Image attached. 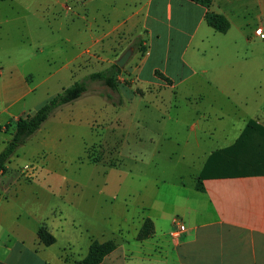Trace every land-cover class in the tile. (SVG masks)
<instances>
[{"label":"crops","instance_id":"1","mask_svg":"<svg viewBox=\"0 0 264 264\" xmlns=\"http://www.w3.org/2000/svg\"><path fill=\"white\" fill-rule=\"evenodd\" d=\"M91 1L98 9L74 14L73 23L88 22L84 31L91 36L94 28L107 36L122 29L143 44L137 82L152 88L148 96L156 101L135 108V134L125 145L154 146L160 155L162 142L171 144L170 158L178 157L184 169L175 181L156 178L149 189L146 183L126 192L123 201L117 193L112 198L110 187L93 188L91 195L87 187L60 190L72 212L52 222L43 211L25 219L15 212L27 189L0 188V264H75L68 256L84 259L93 240L117 245L100 264H264V39L257 35L264 29V0H214L211 10L230 22L226 33L210 27L207 9L191 0ZM2 14L0 24L10 26L14 17ZM24 76L11 73L6 93ZM123 89L129 99L144 95ZM155 122L168 131L156 130ZM84 204L91 207L87 217ZM147 219L153 233L141 240ZM176 221L187 228L178 240L170 235ZM47 222L56 239L48 246L38 236Z\"/></svg>","mask_w":264,"mask_h":264},{"label":"rangeland","instance_id":"2","mask_svg":"<svg viewBox=\"0 0 264 264\" xmlns=\"http://www.w3.org/2000/svg\"><path fill=\"white\" fill-rule=\"evenodd\" d=\"M91 2H0V13L14 17L10 26L0 24V127L4 129L10 121L14 124L19 117L35 113L76 82H85L87 86L85 95L56 110L41 129L28 138L7 164L8 171L0 175L1 189L11 192L27 189L25 200L15 206V212H20L22 219L26 218V214L35 212L33 215H36L38 211H43L45 218L51 219V222L61 218L63 212L70 215L71 206L59 200L60 190L69 193L87 187L88 195H91L93 188L110 187L112 198H116L117 193L123 201L127 197L126 192H135L132 190L146 183L149 189L156 178L175 181L178 172L184 169L182 162L178 163V157L170 158L176 149L171 144L162 142L160 155L154 146L142 148L135 142V146L125 145V140L132 139L135 134V110L156 101L148 96L153 89L141 87L137 82V58H141L143 44L140 37L126 35L122 29L107 36L101 28H94L91 36L84 31L88 22L73 23L74 14L87 15L88 10L92 14V10L98 9L100 3ZM111 20L113 24L117 23L114 18ZM128 50H132V55L118 78L121 93L112 92L103 83L88 78L90 74L108 69ZM65 65H69V69ZM11 73L25 76L6 93L4 88ZM127 85L131 91L141 90L144 95L129 99L123 89ZM26 89L31 90L26 98H12L13 94L18 96ZM120 97L124 104L114 106L112 101ZM155 128L168 131L163 122L156 123ZM3 129H0V152L10 141L14 126L7 131ZM126 129L130 134L127 137L124 133ZM129 142L133 144L131 140ZM141 153L145 155V160L140 161L142 158L138 156L135 161L134 157ZM126 181L127 191H120L125 188L121 185ZM130 199L131 205L140 202L134 193ZM84 205V216L87 217L91 214L88 210L91 207ZM48 224L42 226L51 234ZM64 226L70 227L68 223ZM82 230H79L78 236L87 242L88 235L85 237ZM68 257L73 258L75 264L83 260L71 254Z\"/></svg>","mask_w":264,"mask_h":264},{"label":"trees","instance_id":"3","mask_svg":"<svg viewBox=\"0 0 264 264\" xmlns=\"http://www.w3.org/2000/svg\"><path fill=\"white\" fill-rule=\"evenodd\" d=\"M7 0H0L4 2ZM202 5L207 9L206 21L210 27L216 32L226 33L230 29L228 19L211 10L214 0H191ZM123 68H120L116 63L112 64L108 69L102 72H96L89 75L90 80H95L103 83L111 90H117L119 87L118 78L121 75ZM158 75H161L158 73ZM87 92L85 82H76L68 88L63 89L61 93L49 100L45 105L39 108L35 113L19 117L14 124L9 122L5 126V131L9 127L14 126V131L11 133V139L8 141L5 148L0 152V175L8 171L7 164L17 152V150L25 144L32 135L37 133L42 125L50 118V116L61 107L73 103L80 99ZM2 130L3 127H0ZM3 129V130H4ZM197 188L202 190L203 187L198 184ZM153 233V224L147 219L141 229L139 239H146ZM38 236L41 242L45 245L55 243V238L47 232L44 226H41L38 231ZM116 242L113 240L100 243L93 240L88 255L77 264H100L107 255L116 249Z\"/></svg>","mask_w":264,"mask_h":264},{"label":"built area","instance_id":"4","mask_svg":"<svg viewBox=\"0 0 264 264\" xmlns=\"http://www.w3.org/2000/svg\"><path fill=\"white\" fill-rule=\"evenodd\" d=\"M257 35L261 38L264 39V29L260 28L257 31ZM187 228L185 226L184 223L176 221L175 222V227L174 229L171 231L170 235L174 238V239H180L181 236L186 232Z\"/></svg>","mask_w":264,"mask_h":264},{"label":"water","instance_id":"5","mask_svg":"<svg viewBox=\"0 0 264 264\" xmlns=\"http://www.w3.org/2000/svg\"><path fill=\"white\" fill-rule=\"evenodd\" d=\"M131 55H132V50H128L119 60L116 61V64L120 68H123L128 62Z\"/></svg>","mask_w":264,"mask_h":264}]
</instances>
